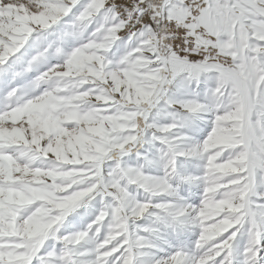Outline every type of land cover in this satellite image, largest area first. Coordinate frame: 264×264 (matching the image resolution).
Masks as SVG:
<instances>
[{
  "label": "snow or ice",
  "instance_id": "obj_1",
  "mask_svg": "<svg viewBox=\"0 0 264 264\" xmlns=\"http://www.w3.org/2000/svg\"><path fill=\"white\" fill-rule=\"evenodd\" d=\"M0 264H264V0H0Z\"/></svg>",
  "mask_w": 264,
  "mask_h": 264
}]
</instances>
